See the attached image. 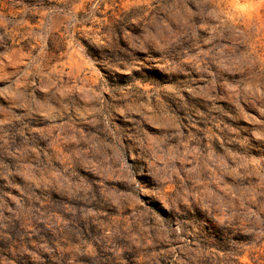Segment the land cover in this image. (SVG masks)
<instances>
[{
    "label": "rangeland",
    "instance_id": "obj_1",
    "mask_svg": "<svg viewBox=\"0 0 264 264\" xmlns=\"http://www.w3.org/2000/svg\"><path fill=\"white\" fill-rule=\"evenodd\" d=\"M0 264H264V0H0Z\"/></svg>",
    "mask_w": 264,
    "mask_h": 264
}]
</instances>
